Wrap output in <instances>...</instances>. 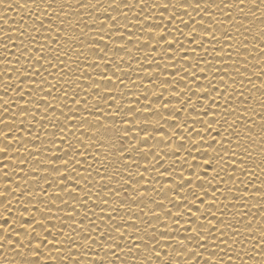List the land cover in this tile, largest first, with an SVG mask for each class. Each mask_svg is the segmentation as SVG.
Returning <instances> with one entry per match:
<instances>
[{
  "label": "snow or ice",
  "instance_id": "obj_1",
  "mask_svg": "<svg viewBox=\"0 0 264 264\" xmlns=\"http://www.w3.org/2000/svg\"><path fill=\"white\" fill-rule=\"evenodd\" d=\"M0 264H264V0H0Z\"/></svg>",
  "mask_w": 264,
  "mask_h": 264
},
{
  "label": "bare ground",
  "instance_id": "obj_2",
  "mask_svg": "<svg viewBox=\"0 0 264 264\" xmlns=\"http://www.w3.org/2000/svg\"><path fill=\"white\" fill-rule=\"evenodd\" d=\"M8 15H9V17H12V16L17 15V13L15 11H13V12L8 13Z\"/></svg>",
  "mask_w": 264,
  "mask_h": 264
}]
</instances>
